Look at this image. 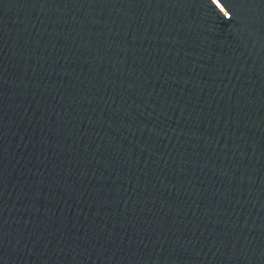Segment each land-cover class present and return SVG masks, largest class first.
Wrapping results in <instances>:
<instances>
[{"label":"water","instance_id":"obj_1","mask_svg":"<svg viewBox=\"0 0 264 264\" xmlns=\"http://www.w3.org/2000/svg\"><path fill=\"white\" fill-rule=\"evenodd\" d=\"M0 264H264V0H0Z\"/></svg>","mask_w":264,"mask_h":264}]
</instances>
